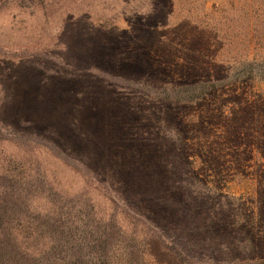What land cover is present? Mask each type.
<instances>
[{
	"label": "rangeland",
	"instance_id": "obj_1",
	"mask_svg": "<svg viewBox=\"0 0 264 264\" xmlns=\"http://www.w3.org/2000/svg\"><path fill=\"white\" fill-rule=\"evenodd\" d=\"M207 74L212 80L190 95L208 97L217 111L264 94V0H0V198L9 202L0 225L25 230L17 242L27 248L48 241L55 221L68 222L75 238L113 233L109 264H155L138 253L155 231L133 220L99 164L132 147L134 134L156 145L174 114L185 123L200 115L174 106L161 82ZM251 123L246 130L257 129ZM196 149L203 190L253 201L255 154L240 164L245 172L222 169L223 181ZM37 229L41 238H31ZM199 254L185 264L218 260ZM51 258L69 261L60 251Z\"/></svg>",
	"mask_w": 264,
	"mask_h": 264
},
{
	"label": "trees",
	"instance_id": "obj_2",
	"mask_svg": "<svg viewBox=\"0 0 264 264\" xmlns=\"http://www.w3.org/2000/svg\"><path fill=\"white\" fill-rule=\"evenodd\" d=\"M211 80L207 74L191 81H162V87L171 86L166 90L173 91L174 106L185 110L198 107L201 114L186 123V119L174 114L166 120L167 134L163 136L162 129L157 132V139H161L153 142L156 145H150L149 138L134 134L135 147L112 149L99 164L100 173L106 175L102 181L127 205L133 220L144 230L155 231L146 243L149 249L138 253L157 264L189 263L201 258L199 252L217 258L213 264H264V130L259 129L264 126V94L258 90L251 99H241L237 110L224 111L220 107V112L208 97L190 95L194 88ZM228 98H224L227 105H232L234 99ZM251 120V126L256 123V130H246L245 124ZM162 122L161 118L159 127ZM252 129L255 135L251 134ZM193 147L197 148L201 166H213L223 181L222 169L245 172L240 164L249 162L255 154L259 163L253 201L203 190L201 187L207 183L195 168ZM8 204L7 198H0V221L8 216ZM67 223L53 222L51 227L60 233L55 229L48 241L30 248L17 242L25 230L8 231L0 225V264H53L51 260H56L51 255L56 251L68 258L64 264H72L73 259L82 264L93 260L109 264V243L116 240L113 233L82 232L81 237L75 238ZM40 234L38 229L30 232L31 238H41ZM46 244L50 254L45 253Z\"/></svg>",
	"mask_w": 264,
	"mask_h": 264
}]
</instances>
